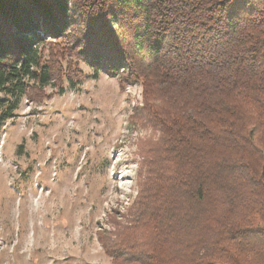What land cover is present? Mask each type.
Returning a JSON list of instances; mask_svg holds the SVG:
<instances>
[{
  "label": "trees",
  "instance_id": "obj_1",
  "mask_svg": "<svg viewBox=\"0 0 264 264\" xmlns=\"http://www.w3.org/2000/svg\"><path fill=\"white\" fill-rule=\"evenodd\" d=\"M110 2L97 0L103 7L93 11H108ZM136 5L137 0H120L108 17L91 22L84 39L69 40L72 48L96 72L119 76L122 87L142 81L144 105L137 114L160 135L142 140L138 193L145 169L153 171L149 165L169 161L170 168L191 142L224 159L182 194L184 199L202 201L214 192L217 207L229 210L234 223L216 234L189 231L183 205L176 201L146 206L130 217L137 194L124 222H114L113 236H101L104 250L111 264H256L255 253H264V0H143L142 7ZM72 19L66 0H0V142L23 97L38 100L42 89L64 75L70 82L79 79V73L63 72L59 59L67 53L45 54L47 44L67 37ZM210 28L215 30L211 46L205 42ZM241 46L243 55L230 51ZM236 59V78L222 80L224 86L216 84L207 97L198 93L184 99L199 76L230 68ZM169 95L181 99L170 101ZM154 221L182 226L158 246L135 232L143 225L150 233Z\"/></svg>",
  "mask_w": 264,
  "mask_h": 264
},
{
  "label": "rangeland",
  "instance_id": "obj_2",
  "mask_svg": "<svg viewBox=\"0 0 264 264\" xmlns=\"http://www.w3.org/2000/svg\"><path fill=\"white\" fill-rule=\"evenodd\" d=\"M59 53L79 79L23 97L3 127L0 264H111L101 236H113L138 194L142 140L160 135L137 114L142 81L122 87L96 72L68 37L46 45L48 58Z\"/></svg>",
  "mask_w": 264,
  "mask_h": 264
},
{
  "label": "clouds",
  "instance_id": "obj_3",
  "mask_svg": "<svg viewBox=\"0 0 264 264\" xmlns=\"http://www.w3.org/2000/svg\"><path fill=\"white\" fill-rule=\"evenodd\" d=\"M136 6L142 7L143 0H137ZM214 31L213 28H210L205 37V42L209 46L215 44V40L213 39ZM180 39L182 42L186 41L184 36H181ZM230 51L236 55L244 54L243 46L231 49ZM226 58L227 55L221 57V59ZM238 65H240V61L236 59L235 62L231 63L230 68L213 73L212 76H199L191 85L189 96L184 99H190L192 95H197L198 93H203L200 98L207 97L213 91V87L218 83L223 87L222 80L236 78ZM164 71V69L161 70V75H163ZM244 79H248V77H244ZM252 82H258V77H253ZM168 98L174 102H178L181 99L175 95H169ZM223 159L224 156L216 153L214 150L189 142L185 152L176 158V163L170 168L166 167V165H169V161H164L162 164L149 165L153 171H148L147 168L145 169V182L141 185V190L138 193L139 199L132 208V215L130 217L134 216L138 209L146 206L166 205L176 201L183 205L181 215L184 216L186 228L189 231L195 232L202 230L208 234H216L232 227L234 216L229 210L223 212L219 210L214 192L208 193L202 201L186 200L184 199V195H182L192 191L200 180H204L209 177L210 173L215 172ZM129 221L128 223H131L130 218ZM150 226L153 229L150 233L144 231L143 225L137 227L135 232L144 233L145 235L141 236V239L151 240L159 246L163 242L165 235L174 237L176 231L182 225L174 223L160 224L154 221ZM164 246L167 247V244ZM255 260L256 264L257 262L264 264V253L256 252Z\"/></svg>",
  "mask_w": 264,
  "mask_h": 264
},
{
  "label": "snow or ice",
  "instance_id": "obj_4",
  "mask_svg": "<svg viewBox=\"0 0 264 264\" xmlns=\"http://www.w3.org/2000/svg\"><path fill=\"white\" fill-rule=\"evenodd\" d=\"M67 9L72 14V21L66 28V36L74 43L76 40L84 39L92 28L91 22L101 16H109L113 7L120 4V0H111L107 4L108 11L101 12L99 9L103 5H98L97 0H66Z\"/></svg>",
  "mask_w": 264,
  "mask_h": 264
}]
</instances>
